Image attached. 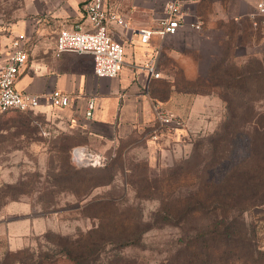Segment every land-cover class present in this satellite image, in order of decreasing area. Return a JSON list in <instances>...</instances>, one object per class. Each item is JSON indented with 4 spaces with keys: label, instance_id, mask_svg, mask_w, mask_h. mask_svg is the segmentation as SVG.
Returning <instances> with one entry per match:
<instances>
[{
    "label": "rangeland",
    "instance_id": "obj_1",
    "mask_svg": "<svg viewBox=\"0 0 264 264\" xmlns=\"http://www.w3.org/2000/svg\"><path fill=\"white\" fill-rule=\"evenodd\" d=\"M198 1L188 0L189 22H203L186 25L190 50L177 59L184 72L152 92L178 124L155 117L95 168L72 162L83 136L59 109L0 114V264L54 254L66 241L91 245L100 235L87 232L101 221H142L146 231L138 242L95 245L89 264H264V203L220 224L197 204L232 187L251 200L254 188L241 181L264 177V127L246 121L252 113L264 121V82L209 80L219 63L243 70L263 58L264 29L225 27L227 2ZM58 2L0 0V66L18 32L28 31L30 58L54 42L62 25L50 14L46 32L37 23L42 7Z\"/></svg>",
    "mask_w": 264,
    "mask_h": 264
},
{
    "label": "crops",
    "instance_id": "obj_2",
    "mask_svg": "<svg viewBox=\"0 0 264 264\" xmlns=\"http://www.w3.org/2000/svg\"><path fill=\"white\" fill-rule=\"evenodd\" d=\"M165 1H104L107 8L121 14L128 23L127 26L117 24L110 26L111 35L125 47V62L118 76H97L94 72V58L90 53L63 52L57 56L56 35L49 47L37 49L32 58L29 56L17 81V87L31 93L44 94L59 89L69 94L71 97L69 105L57 109L68 120L77 124L83 136L82 144L102 153L110 152L121 140L136 135L155 119L156 103L152 92L161 79L172 83L177 75L184 72L177 59L180 57L182 59L184 53L187 54L185 51L190 50L185 42L186 34L191 31L189 27H181L176 34L165 37L155 34L148 43H142L138 34L133 33V29L156 26L158 19L164 15ZM256 1L199 0L198 3L204 7L207 2H227L228 19L224 26L235 23L241 27L255 11ZM86 2L87 0H60L48 10L49 12L42 7L41 17L37 23L38 30L40 33L48 30L45 22L48 14L62 27L86 22L84 8ZM26 25L28 26V23ZM23 26L20 25L19 28L22 29ZM27 32L25 30L18 33L29 35ZM179 40L180 44L177 43ZM178 50V57H175ZM153 57L160 72L157 78L146 68ZM178 68L181 73L177 72ZM196 75L194 79L187 80L197 79L201 71ZM91 101L92 110L89 109ZM50 107L52 106L46 103L40 109L47 111Z\"/></svg>",
    "mask_w": 264,
    "mask_h": 264
},
{
    "label": "built area",
    "instance_id": "obj_3",
    "mask_svg": "<svg viewBox=\"0 0 264 264\" xmlns=\"http://www.w3.org/2000/svg\"><path fill=\"white\" fill-rule=\"evenodd\" d=\"M104 1L87 0L84 7L86 22H77L59 30L56 36L55 54L59 56L63 52L90 53L94 58V72L97 76L116 77L125 62V47L111 35L110 26L113 24L127 26L128 23L121 14L107 8ZM188 4V0H166L164 15L158 19L156 26L133 29V33L138 34L142 43H148L155 34L162 37L173 35L189 23L195 28H201L200 19L189 22ZM248 20L252 28L264 29V0L256 1L255 11L248 16ZM30 48L29 35L18 33L12 41L5 62L0 66V113L11 110L23 112L37 110L46 103L61 108L69 105L71 101L70 95L59 89L39 94L26 92L17 87L21 71L29 60ZM146 68L155 78L159 77L160 72L157 70L155 57ZM92 108L91 101L89 109ZM155 115L165 124L174 125L176 122L157 106H155ZM71 159L77 166L100 167L107 163L108 156L87 145L79 144L72 147Z\"/></svg>",
    "mask_w": 264,
    "mask_h": 264
},
{
    "label": "trees",
    "instance_id": "obj_4",
    "mask_svg": "<svg viewBox=\"0 0 264 264\" xmlns=\"http://www.w3.org/2000/svg\"><path fill=\"white\" fill-rule=\"evenodd\" d=\"M246 24L251 26L249 20ZM232 27L237 28L238 26L234 23L232 24ZM212 73L214 75L209 77L210 81L213 78L215 79L216 75L223 74L228 77L222 79V81L226 80L228 83L236 85L240 84L241 86L246 83L249 84L250 81H254V79H260L264 82V57L261 59H254L247 64L243 70H239L237 67H224V65L219 63L216 65L215 70L213 68L211 74ZM161 81L164 80L161 79ZM36 111L37 110H30L26 112L32 113ZM9 112L24 113L23 111L11 110L0 114ZM246 121H248L255 129L264 127V121L259 117L258 113H252ZM228 125L229 123H227L226 127ZM235 184L236 186H239L238 184L240 183L236 182ZM241 184V186H252L254 188L251 200L244 199L245 195L242 191H240L241 188H224L215 190L212 194H210L208 199H206V201L208 200L206 205L204 203L205 201L203 202L201 200V203L198 201V207L200 206L201 209L203 208L204 212L212 214L210 221H220V224L225 223V221H229L230 213L238 211L239 208L241 211H246L250 208V206H257L264 203V177L256 178L253 174H251L243 179ZM215 224L216 222L214 225ZM145 231L146 229L143 227L142 221H101L99 225L87 232L89 235H100V238L91 240V245H75L78 242L66 241L65 244L60 243V249L54 254H38L36 257H30L29 262L20 259L19 264H89V262H87L89 260L87 255L94 254L93 251L95 250V245L112 242L125 244L138 242ZM17 253L18 252L7 253L6 256L8 257V254Z\"/></svg>",
    "mask_w": 264,
    "mask_h": 264
}]
</instances>
